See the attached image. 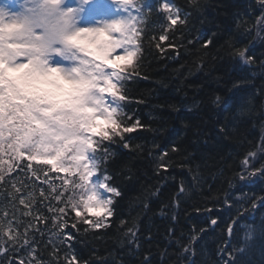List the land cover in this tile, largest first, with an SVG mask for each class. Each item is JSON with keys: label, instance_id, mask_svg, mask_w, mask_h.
Instances as JSON below:
<instances>
[{"label": "snow or ice", "instance_id": "1", "mask_svg": "<svg viewBox=\"0 0 264 264\" xmlns=\"http://www.w3.org/2000/svg\"><path fill=\"white\" fill-rule=\"evenodd\" d=\"M260 4L264 9V0ZM191 5L199 8L198 0ZM9 9L0 6V186L14 190L8 195L20 215L0 213V264H88L68 243L75 239L73 230L87 233L111 226L115 198L121 195L111 170L112 145L140 148L129 142L128 134L144 127L138 116L125 111L129 84L142 77L153 48L164 55L178 47L169 33L186 27L189 15L173 0H158L156 10L148 0H22L18 11ZM154 11L162 14L158 38L149 34ZM260 22L264 24V12ZM211 43L209 39L204 47ZM226 47L243 65L255 62L246 47ZM171 153L153 160L156 170L167 171ZM256 155L250 151L241 161L240 180L264 175V164L253 167ZM20 173L25 179L17 186ZM50 174L59 185L49 181ZM41 176L47 188L32 180ZM257 200L264 206L259 197L252 200L253 208ZM210 223L216 225L217 219ZM227 231L231 235L233 226ZM128 234L134 243L136 230L128 228ZM260 234L264 236V224ZM254 238L253 231L247 232L238 251L243 253ZM39 244L51 246L47 261L37 252ZM20 250L26 256L17 259Z\"/></svg>", "mask_w": 264, "mask_h": 264}, {"label": "trees", "instance_id": "2", "mask_svg": "<svg viewBox=\"0 0 264 264\" xmlns=\"http://www.w3.org/2000/svg\"><path fill=\"white\" fill-rule=\"evenodd\" d=\"M148 2L158 9V0ZM198 2L199 8H194L191 0H173L189 15L186 27L169 33L178 47L164 55L153 48L142 77L129 84L125 111L144 124L128 134L129 142L140 148L133 151L112 145L111 170L121 195L115 198L110 227L87 233L73 230L75 239L68 243L82 262L225 264L229 259L221 254L229 257L231 253L234 264H264V236L260 234L264 206L257 200L252 207L253 199L264 197V178L241 183L236 175L245 155L262 146L264 24L260 17L264 9L260 0ZM161 21L162 14H149L150 35L158 38ZM209 39L212 43L205 48ZM228 43L246 47L255 62L243 65L230 55ZM173 147L180 151L171 153ZM164 151L171 153V160L167 171H158L153 160ZM263 163L262 159L253 167ZM24 179L20 173L17 186ZM43 179L32 178L36 185L47 188L41 184ZM48 179L59 185L55 174ZM10 191H14L10 186H0V213L7 211L9 218L16 211ZM16 215L20 213L16 211ZM213 218L217 219L214 228ZM229 225L233 226L231 235ZM128 228L136 230L134 243ZM249 231L255 238L241 253L238 249ZM50 250V245L48 249L44 244L37 247L45 261ZM25 256L20 250L16 258Z\"/></svg>", "mask_w": 264, "mask_h": 264}, {"label": "rangeland", "instance_id": "3", "mask_svg": "<svg viewBox=\"0 0 264 264\" xmlns=\"http://www.w3.org/2000/svg\"><path fill=\"white\" fill-rule=\"evenodd\" d=\"M19 2H22V0H19ZM19 2L13 3V0H0V6L10 5V9H9L10 11H18L19 10ZM109 2H111V0H109ZM263 135H264V133H263ZM261 148H262V146L259 147L258 151L256 152V154H257L256 157L253 158L255 165H256V163H259L262 159L264 160V152L261 151ZM251 170H253V169L250 168L249 171H251ZM263 176L264 175L257 174L256 176L247 178L245 180H241L240 182L243 183V182L251 181V183H255L259 180H262L264 178Z\"/></svg>", "mask_w": 264, "mask_h": 264}, {"label": "bare ground", "instance_id": "4", "mask_svg": "<svg viewBox=\"0 0 264 264\" xmlns=\"http://www.w3.org/2000/svg\"><path fill=\"white\" fill-rule=\"evenodd\" d=\"M211 226H212V228H214L216 225H211ZM217 248H218V247H217ZM219 251H220V250H219ZM219 254H221V253H219ZM221 256L230 259V257L224 256L223 254H221Z\"/></svg>", "mask_w": 264, "mask_h": 264}]
</instances>
